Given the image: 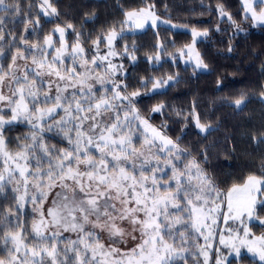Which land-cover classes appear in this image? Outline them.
Here are the masks:
<instances>
[{
  "label": "snow or ice",
  "instance_id": "1",
  "mask_svg": "<svg viewBox=\"0 0 264 264\" xmlns=\"http://www.w3.org/2000/svg\"><path fill=\"white\" fill-rule=\"evenodd\" d=\"M243 4L246 19L250 14L252 20L264 24V0H243ZM40 7L45 15L49 14V9L51 14H57L50 0H43ZM153 7L127 11L126 22L137 28H142L148 21L155 25L159 17L152 11ZM0 10L8 14L10 11L17 13L19 8L8 0H0ZM220 14L232 19L222 7ZM2 23L4 21L0 18ZM67 27L73 26L68 24ZM55 31L59 33L61 47L53 48L52 36H47L44 40L46 48L40 49V57H30L35 65L31 75L27 68L22 77L16 75L17 56L25 60L29 58L19 49L17 55L12 56L8 70L0 66V102L10 106L9 118L0 114V157L4 161L0 172V193L5 190L4 173H7V183L13 184L12 191L19 194L15 197L16 211L9 208L0 217L4 223L0 235L4 254L0 257V264H176L177 260L188 264L185 253L190 251L186 247L189 232L199 234L206 241V246L197 244L196 248L204 257V264H208L209 254L205 248L211 247L213 226L217 225L224 204V224L227 225L230 219L238 224L236 228H226L231 235L227 238L220 235L219 243L232 248L237 255L240 247H247L264 262V236L249 239L252 233L246 223L255 217L264 225V219L256 215L258 195L260 207L264 209V175H248L242 183L233 184L222 193L195 158L184 157V162L177 164L176 161L182 160L184 150L140 116L134 100L140 92H126L125 86L126 94L114 91L111 97L97 96L87 84L88 79L104 83L99 72L93 75L95 70L87 68L89 63L96 64V57L89 61L79 42L69 53L64 41L65 29L57 26ZM192 34L206 36L207 31L193 29ZM118 35L117 29L112 27L93 43L98 49L101 40H105L109 47L108 56H115L117 53L112 44ZM3 38L0 35V40ZM47 49L54 50L51 60ZM66 53L71 55L73 64L79 58V66L85 68V73L77 72L76 67L63 68ZM187 54L194 56L197 67H207L194 47H189ZM0 55H3L2 49ZM99 59L106 60L107 56ZM109 65L114 71L115 66L111 62ZM44 76H54L64 82L56 84L55 95H49L53 82L40 79ZM9 78L11 95H5L4 82ZM171 79L173 77L169 76L168 80ZM163 83L167 81H154L153 89ZM70 87L78 88L82 95L78 98L77 91L65 95ZM113 87L119 88V84L113 82ZM143 87L147 88V83ZM244 99L240 96L234 101L235 105L239 107ZM162 107L158 105L153 111L160 112ZM57 115L59 119H56ZM20 117L36 131L30 133L31 143L22 144L12 153L7 150L4 127L17 122ZM197 127L206 131L208 126L197 118ZM53 128L62 134L69 148L53 152L55 145L43 142V133ZM37 149L43 156L36 155ZM160 152L164 153L163 158ZM32 159L34 164L29 163ZM29 185L34 190L30 200ZM54 188L60 191L56 192L45 213L42 206ZM29 202L37 205L33 211L39 213V220L34 219L31 224L33 241L25 243L23 225L17 223L15 228L10 227L9 216H17L18 220L19 209ZM125 221L131 225V231L122 226ZM50 229L51 235L46 234ZM62 231L75 232L77 238L61 241ZM135 232L140 235L139 243L133 248L122 251L115 246L126 243L127 237L136 240ZM103 233L110 241L108 245L103 242ZM216 264L222 262L218 259Z\"/></svg>",
  "mask_w": 264,
  "mask_h": 264
},
{
  "label": "trees",
  "instance_id": "2",
  "mask_svg": "<svg viewBox=\"0 0 264 264\" xmlns=\"http://www.w3.org/2000/svg\"><path fill=\"white\" fill-rule=\"evenodd\" d=\"M31 2L37 4L38 0H18L22 5L19 19L17 13L10 12L11 21L0 26L3 43H10L7 60L21 48L22 40H34L24 39L22 31L25 26H34L36 18L40 26L35 28L41 38L51 35L57 26L71 24L69 39L72 42L78 36L87 48L112 27L124 25L127 11L150 5H154L152 9L160 17L207 31L196 43L207 70L183 63L176 52L191 42L190 31L159 25L142 32L121 34L116 48L127 71L124 88L127 86L128 92H140L134 98L139 114L184 150L182 157L199 161L221 192L242 183L248 175H264V143L261 142L264 141V101L261 99L264 26H256L250 17L245 18L241 0H50L57 9L52 18H45L26 6ZM221 7L230 14L231 20L221 17ZM25 16H29L31 25L24 23ZM101 43L105 45L103 39ZM169 76L173 79L168 80ZM157 80L167 83L153 89V82ZM145 83L147 88L143 87ZM240 96L245 99L237 107L234 101ZM158 105L163 106L161 111H153ZM197 118L208 126L206 131L197 127ZM28 133L29 128L24 125L5 130L11 148H17L19 139H26ZM47 144L55 145L57 150L68 147L60 136L48 137ZM13 198L11 193L0 195V217L9 208L16 211ZM17 215L18 220L17 216H9V226L15 228L17 223L22 224L25 242L31 243V224L37 220L35 213L26 207ZM256 215L264 219L260 205ZM250 227L257 233L264 232V225L259 221L252 222ZM3 228L4 223L0 221V235ZM65 238L77 236L61 233L59 240ZM226 264L264 263L244 253Z\"/></svg>",
  "mask_w": 264,
  "mask_h": 264
},
{
  "label": "rangeland",
  "instance_id": "3",
  "mask_svg": "<svg viewBox=\"0 0 264 264\" xmlns=\"http://www.w3.org/2000/svg\"><path fill=\"white\" fill-rule=\"evenodd\" d=\"M8 2L13 4V5H17L18 6L19 11L17 12V14H18L17 19H19L20 15H21V12H20L21 6H22L21 3L19 4L18 0H14L12 2H10L8 0ZM241 2L243 4V0H241ZM42 3H43V0H38L37 4L31 2V3H26V6H29V8L34 9L36 12H38L40 15L44 16L45 18H52L54 14H51V9L48 10L49 14L45 15L44 11L40 7ZM243 6H244V4H243ZM152 11H154V10L152 9ZM257 11H259V9H257ZM10 12L8 14H4L3 11L0 10V18L3 19L4 23H5V21H11ZM244 12H245V9H244ZM156 16H158V15L156 14ZM25 17L26 18H24V21H25L24 23H26V24L30 23V25H31L32 21L29 19V16H25ZM158 17H159V19L156 21L155 25H153L151 23V21H148V22L145 23V25L142 28H137L131 22H126L127 18L125 17L124 25L115 27L117 29L118 33H119V35L113 41V44H112V48L117 53L115 56H108L109 47H108V45H107L105 40H104L105 41V45L100 43L98 49H97V46L95 44H93L92 46H89L90 48H87L86 46H84V44L82 43L81 39L78 36H76L75 39L71 42V40L68 37V34L71 31L70 29H72V28H68L67 25L59 26V27H62V28L65 29L64 41L66 42V44L68 46L69 53L71 52L72 47L77 42H79L81 44V46L84 48V56L89 61L93 57H96V64L93 65V64L89 63L87 65V68L89 70H95L92 73L93 75H95L96 72H99V74L104 77V83H101V82H99L98 80H95V79H88L87 80V84L91 85L93 93H95L97 96L106 95V96L111 97L114 91H121L122 94H126V92H128L127 89H126V92H125V88H124V77L127 74L126 67H125V64H124V62L122 60V57H121L122 55L117 51V48H116V44H117L118 39H119L121 34H123V33L142 32V31H144L145 29H147L149 27L156 28L159 25L167 26V27H170V28L175 29V30H187V31H190L191 33H193V29L189 28L188 26H186L185 24H183L181 22L172 21L170 19H166V18H163V17H160V16H158ZM224 17H226V16H224ZM249 17H250V14H249ZM37 21H38V19L36 18L34 26H25L23 28L22 32H23V34L25 33V36L23 35L24 39H26L27 37H31L34 40H32L30 42H27V43L24 42L25 40H22L23 44L20 45L22 50H21V48L19 50H20L21 53H23V55L25 57H29V58L27 60H25V59H21L19 56H17V59H16V69H17L16 75L17 76L22 77L23 76V70L25 68H27L29 70L30 75H31V69L34 68L35 65L32 64L30 57L35 55L37 58H39L40 57V49L46 48V45L44 44V40H45L46 37L45 38H41L40 34L37 32V29L35 28V27H39L40 26L39 21L38 22ZM165 21H167V23H165ZM252 22L256 26H264V24L259 23L257 21L252 20ZM4 23L0 24V26L4 25ZM55 29L53 30V32L51 34L52 39H53V48H59V47H61V42H60V39H59V33L56 32ZM195 30L197 32H204V31L197 30V29H195ZM1 33H2V31H0V35H1ZM204 37L205 36H203V35L193 36V34H192L191 42L189 44H187L184 48L176 51L179 54V56L181 57V60L183 61V63L192 64L198 70H207L208 68L207 67L206 68L205 67H197L196 60H195L194 56L190 57L187 54V52H188V48L189 47H194L195 52L199 54V52H198V50L196 48V43L199 40L203 39ZM0 44H1L0 45V49L3 50V55H0V66H3L5 70H8V66L12 63V59L11 58H12V56L17 55V51L7 60L6 59V52L10 49V46H9L10 43L6 44V42L3 43V40H0ZM33 45H35V47H33ZM47 52H48V59L51 60L52 57L55 55L54 50L53 49H47ZM102 56H107V59L103 60V61L100 60L99 57H102ZM199 57H200V55H199ZM63 60H64L63 68L71 69L72 67H76V71L77 72L85 73V68H81L79 66L80 63H81L79 58H77L76 63L73 64L71 55L66 53L64 55V57H63ZM109 62H111L112 66H115V70L114 71H113V68L109 65ZM203 64L205 65L204 62H203ZM40 79H44L45 81H52L53 82L51 91L49 92V95H55L56 94V84H58V83L59 84H63L64 83V82L58 81L54 76H44V77H41ZM113 82L119 84V88H114L113 87ZM10 83H11L10 78L6 79L5 82H4L3 91H4L5 95H11V93L8 90V86H9ZM104 89H108V91L105 92ZM73 91H77L78 98L82 95L79 92L78 88L74 89V88H71V87L68 89V92L65 93V95H68L69 93H71ZM84 91L86 92L87 88H85ZM13 98L15 99V97H13ZM261 99L264 101V96H261ZM81 102L84 103L83 100H81ZM124 103H125V105L127 104L126 101ZM30 107H31V105H30ZM0 114L5 115L6 119L10 117V106H8L6 102H0ZM108 115H111V113H109ZM141 117L144 118L143 116H141ZM56 119H59V115L56 116ZM144 119H146V118H144ZM148 122L153 127L157 128L158 130H160L163 133V131L160 128L154 126L149 120H148ZM137 124H139V122H137ZM16 125H24V126H26L27 128H29V133L27 134L26 139H24V137L19 139V143H18V147L17 148H15V147L11 148L9 143H8V138L5 135V130L8 129V128L14 127ZM87 126L88 125L86 123L85 124V128H87ZM142 127L143 126L140 125L141 129H142ZM34 131H36V129H33L32 126L29 123L24 121L23 117H20L17 122H13L11 124H6L5 127H4V138H5V141H6L7 150L9 152L15 153L16 151L19 150V148H20V146L22 144L31 143V141L29 139V136H30V133L34 132ZM163 135H165V134L163 133ZM51 136H58V137L60 136V137L63 138L62 134H58L56 132L55 128H53L52 131L43 133V142L45 144H47V139H48V137H51ZM137 136H139V132H137ZM69 147H70V145L68 144V147H66V148H69ZM52 151L56 152L57 149L54 148V149H52ZM154 151H157V150L154 149ZM96 154L98 155V153H96ZM36 155L37 156H43V153L39 149H37L36 150ZM159 155L162 158L164 157V153L163 152H160ZM183 158L184 157H182L181 161H176V163L177 164H182L184 162ZM29 163L30 164H34L35 160L32 159V160L29 161ZM153 163H155V161H153ZM3 167H4V161H3V158L0 157V172L3 171ZM4 174H5V177H6V181H5L6 187H5L4 192L0 193V195L1 194L11 193L12 196L14 197L13 199H14L15 204H17V201L15 200V197L18 196L19 194L12 191L14 185L7 183V173H4ZM17 176H18V173H17ZM29 189H30V194H29L28 199L30 200L31 194L34 192V190L31 188V185H29ZM59 191H60L59 188H54V189L51 190L50 194L47 197V200L44 202V204L42 206L43 210L45 211V213L47 212L48 208L51 206L52 201L55 198L56 192H59ZM222 193H225V192H222ZM259 200H260V197L258 195L257 207L260 205L259 204ZM26 207H29V209H31V211H33V208L37 207V205H33L32 203L29 202V203H26L22 209H19V211L20 210L24 211ZM118 207H119V205H118ZM15 209H16V207L14 208V210ZM222 209H224V210L221 211L218 214L219 219H218L217 225L213 226V237L211 239V247L210 248H208V247L205 248V250L209 254L208 264H216V261L218 259L222 262V264H226L229 259H231L233 257H239V256H241L244 253H247L250 256H252V257H254V258L259 260V258L257 256H254L252 253H250L247 250V247H240V253H239V255H237L233 251L232 248L225 247L224 245H221L219 243L220 235H224L226 238L229 235H231V233L227 232L225 229L228 228V227L236 228L237 224H238V222L233 221V220L230 219L228 221L227 225H225L224 221H223V216H224L225 211H226V204L222 205ZM34 213H35V216H36L37 220H39V213L38 212H34ZM140 215L143 216L142 213ZM257 221H259V219H256L255 217L251 221H246V223H247V225L250 228L251 233H252V235L249 237V239H255L257 237L264 236V232L263 233H260V232L257 233V232H255V230L252 231V229L250 227V224L252 222H257ZM259 223H260V221H259ZM122 226L125 227L128 231H131V225H129L127 223V221H125ZM51 231L52 230L50 229L47 233H51ZM97 231L99 232L98 229H97ZM241 232H242V230H241ZM253 232H255V234ZM61 233H63L64 235L66 234V235H75V236H77L75 232H63L62 231ZM133 234L135 236H137L136 240L131 239V237H127L126 238V240H127L126 243H121V244H118V245H115V246L118 247L119 249H121L122 251H128L129 249L133 248L137 243H139V235H140L139 232H135ZM101 235L104 236V241L103 242L105 243V245H108L110 243V241L107 239L106 233H103ZM188 235H189L190 239H189L188 245H186V247H189L190 251L188 253H185V257L187 259L188 264H204V257L199 253V251L196 248V245L198 244L200 246H206V241L204 240V238L202 236H199V234H197L195 232H189ZM193 236L196 237L195 240L191 239V237H193ZM25 243H27V242H25ZM239 243H240L239 240H237L236 244L239 245ZM9 247H11V245H9ZM60 247L63 248V244H60ZM3 248H4L3 241L0 240V257H2L3 254H4L3 253ZM22 255L23 254L21 253V256ZM194 256H195V259H194ZM262 263H264V262H262ZM176 264H184V261L177 260Z\"/></svg>",
  "mask_w": 264,
  "mask_h": 264
}]
</instances>
